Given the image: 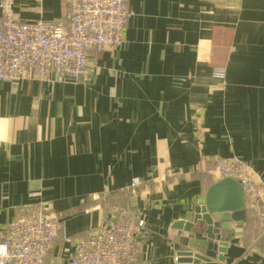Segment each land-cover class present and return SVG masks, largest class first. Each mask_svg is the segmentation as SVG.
Returning <instances> with one entry per match:
<instances>
[{
  "label": "crops",
  "instance_id": "0c3cea01",
  "mask_svg": "<svg viewBox=\"0 0 264 264\" xmlns=\"http://www.w3.org/2000/svg\"><path fill=\"white\" fill-rule=\"evenodd\" d=\"M128 6L122 45L89 56L87 81H0V229L29 204L47 207L63 226L44 264H68L104 219L134 215L147 223L136 264H264L246 194L223 259L180 261L202 237L175 226L224 179L211 172L217 156L264 182V0ZM14 10L64 22L66 0H15Z\"/></svg>",
  "mask_w": 264,
  "mask_h": 264
},
{
  "label": "built area",
  "instance_id": "2783aa9c",
  "mask_svg": "<svg viewBox=\"0 0 264 264\" xmlns=\"http://www.w3.org/2000/svg\"><path fill=\"white\" fill-rule=\"evenodd\" d=\"M14 4L15 0H0V81H87L89 56L120 47L132 14L128 0H66L64 22L22 21ZM217 74L225 76L223 69ZM213 163L211 172L242 186L264 230V182L239 158L217 156ZM140 184L139 178L132 182L133 187ZM62 226L61 215L47 207L25 206L0 229V264H44ZM146 231L140 216L106 218L75 242L68 264H136Z\"/></svg>",
  "mask_w": 264,
  "mask_h": 264
},
{
  "label": "water",
  "instance_id": "95a60500",
  "mask_svg": "<svg viewBox=\"0 0 264 264\" xmlns=\"http://www.w3.org/2000/svg\"><path fill=\"white\" fill-rule=\"evenodd\" d=\"M244 190L233 178H224L208 191L204 204L196 205L190 221L175 224L202 238L191 240L190 250L180 253V261L191 262L209 260L214 257L223 259L228 242L223 233L231 228L232 223L240 228L246 216Z\"/></svg>",
  "mask_w": 264,
  "mask_h": 264
},
{
  "label": "rangeland",
  "instance_id": "374dc122",
  "mask_svg": "<svg viewBox=\"0 0 264 264\" xmlns=\"http://www.w3.org/2000/svg\"><path fill=\"white\" fill-rule=\"evenodd\" d=\"M124 194H126V193H124ZM119 198H120V197H119ZM111 199H112V201H113V200H114V197H112Z\"/></svg>",
  "mask_w": 264,
  "mask_h": 264
}]
</instances>
